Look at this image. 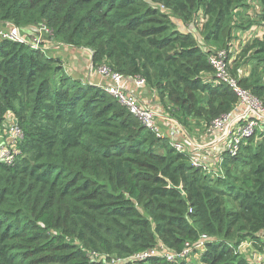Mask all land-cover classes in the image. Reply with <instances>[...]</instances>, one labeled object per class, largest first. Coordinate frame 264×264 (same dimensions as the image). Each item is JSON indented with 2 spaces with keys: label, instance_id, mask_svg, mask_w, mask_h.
I'll return each mask as SVG.
<instances>
[{
  "label": "trees",
  "instance_id": "obj_1",
  "mask_svg": "<svg viewBox=\"0 0 264 264\" xmlns=\"http://www.w3.org/2000/svg\"><path fill=\"white\" fill-rule=\"evenodd\" d=\"M254 1L0 0V23L49 28L44 47L91 50L94 69L143 80L190 131L238 104L208 57L264 25V0L255 20H243ZM243 59L264 69V33L229 66L264 106V80L237 77ZM7 113L23 138L14 162L0 163V264H264V133L226 155L221 174L203 171L105 89L67 76L45 48L1 40L0 129ZM203 236L196 261L169 262L160 251L133 259Z\"/></svg>",
  "mask_w": 264,
  "mask_h": 264
},
{
  "label": "built area",
  "instance_id": "obj_2",
  "mask_svg": "<svg viewBox=\"0 0 264 264\" xmlns=\"http://www.w3.org/2000/svg\"><path fill=\"white\" fill-rule=\"evenodd\" d=\"M31 29H33L32 34L26 35L21 28L13 24L0 23V41L6 40L30 46L33 49H44L42 43L51 39L52 31L45 26ZM230 55V51H215L208 57L215 78L225 84L238 98V104L233 111L215 119L208 127H205L210 133L216 135L208 141L206 146L211 149L220 147L225 155L220 157L217 167L202 163L198 157L190 158L193 167L215 174H221L220 164L226 155L237 156L257 133H264V106L258 98L240 87L238 81L231 75L229 66L234 57L230 58ZM95 71L99 76L109 81V85L104 88L106 93L113 97L144 127L150 128L160 137V132L154 121V112L141 106L135 96L123 89L122 82L124 78L106 65L95 68ZM135 81L138 85H145L143 80L135 78ZM22 138L23 132L17 124L16 118L13 114L7 113L6 120L0 129V163L11 165L14 162L18 154V144ZM171 145L176 151L184 153L182 143L172 142ZM205 240L206 237L203 236L194 244L187 243L180 252L168 251L160 247V249L156 248L133 256V259H146L155 256L160 251L167 261L178 263L179 260L190 259L195 251L202 249Z\"/></svg>",
  "mask_w": 264,
  "mask_h": 264
},
{
  "label": "crops",
  "instance_id": "obj_3",
  "mask_svg": "<svg viewBox=\"0 0 264 264\" xmlns=\"http://www.w3.org/2000/svg\"><path fill=\"white\" fill-rule=\"evenodd\" d=\"M23 31H27L29 33H25L31 35L33 29ZM45 49L52 58L63 61L64 71L67 76L78 79L83 84L103 89L109 85V81L99 76L93 68L91 50L87 48H73L57 41L49 42ZM122 86L125 91L136 97L141 106L154 112L155 125L170 143H182L184 145V153L189 158L198 157L202 163L217 167L220 157L225 154L220 147H217L218 145L214 149L206 146L208 141L216 136L205 129L206 125L195 121L190 126V131L185 130L165 112L155 90L146 85H138L135 78H124ZM249 248V245L242 247L246 255L248 250H250L248 256H250L252 261L259 263L261 261L260 257H258L259 254L253 253V250Z\"/></svg>",
  "mask_w": 264,
  "mask_h": 264
},
{
  "label": "rangeland",
  "instance_id": "obj_4",
  "mask_svg": "<svg viewBox=\"0 0 264 264\" xmlns=\"http://www.w3.org/2000/svg\"><path fill=\"white\" fill-rule=\"evenodd\" d=\"M260 8H261V6L259 4V0H255L254 2H252L251 6H250V10H247L248 12L245 13L243 20L244 21L245 20L246 21L255 20L257 18V15L261 11ZM179 26L178 27L181 28L183 31H184V29H186V27H184L183 25H182L183 27H181L180 24H179ZM21 30H22V32L24 34L29 33L27 31H23L22 28H21ZM263 33H264V25L258 26L257 24L252 25L246 33L238 31V34H237L238 40L232 42V44H231L233 50H231L230 58L234 57L236 55L237 51L238 52L240 51V46L241 45L246 44V43L250 42L251 40H253L255 38H261ZM246 60L247 59H243V60L240 61V68H239V70L237 72V77L238 78H249L252 75H254L255 78L258 77V78L264 80V69H263V66L261 65V67H257V62L256 61L245 62ZM176 123L178 125H180L177 121H176ZM160 137L168 140L167 138H165L163 136V134L161 132H160ZM260 137H261L260 133H257L253 137L252 140L256 141ZM189 260L196 261V256L192 255L190 257V259H188V261Z\"/></svg>",
  "mask_w": 264,
  "mask_h": 264
},
{
  "label": "water",
  "instance_id": "obj_5",
  "mask_svg": "<svg viewBox=\"0 0 264 264\" xmlns=\"http://www.w3.org/2000/svg\"><path fill=\"white\" fill-rule=\"evenodd\" d=\"M170 188H173L172 186H169ZM177 191H179L180 193H182V190H181V188L179 187V188H177L176 189Z\"/></svg>",
  "mask_w": 264,
  "mask_h": 264
}]
</instances>
